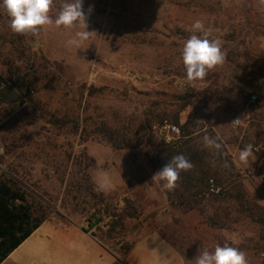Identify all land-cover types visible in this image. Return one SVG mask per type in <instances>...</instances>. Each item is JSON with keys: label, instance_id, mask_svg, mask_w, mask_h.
I'll list each match as a JSON object with an SVG mask.
<instances>
[{"label": "rangeland", "instance_id": "obj_1", "mask_svg": "<svg viewBox=\"0 0 264 264\" xmlns=\"http://www.w3.org/2000/svg\"><path fill=\"white\" fill-rule=\"evenodd\" d=\"M65 2L53 0V20ZM90 5L94 33L80 48L67 42L82 28L53 23L19 35L0 7V175L50 201L49 219L87 225L91 205L64 196L68 178L87 169L117 211L125 198L138 209L112 237L93 227L117 250L157 229L187 264L217 244L264 264V0H83L85 12ZM196 20L225 60L189 82L181 53L192 34L202 36ZM164 119L189 121L179 143L195 144L220 194L208 190L190 207L176 198L179 180L173 191L152 180L166 142L154 126ZM110 136L133 144L116 147Z\"/></svg>", "mask_w": 264, "mask_h": 264}, {"label": "trees", "instance_id": "obj_2", "mask_svg": "<svg viewBox=\"0 0 264 264\" xmlns=\"http://www.w3.org/2000/svg\"><path fill=\"white\" fill-rule=\"evenodd\" d=\"M259 95L260 91L256 90ZM176 123L180 125L183 131L188 132L189 121L181 124L179 120ZM110 142L116 147L132 146V140L125 138L124 143L118 142L115 137L110 136ZM219 140V138H217ZM142 141L138 142L140 145ZM125 144V145H121ZM163 158L154 161L155 167L160 170L167 161L177 155L184 154L192 163L193 167L187 172H181L179 186L176 188V198L181 204H187L190 207L192 202L196 204L204 198L208 192L210 169L203 164L201 154L196 149L195 144L190 140H181L179 143H166L162 145ZM87 167L94 163V159L86 156ZM81 169V167H80ZM83 170L82 173L73 174L66 182L64 196L69 203L90 204L92 211L86 216L87 225L84 229L90 231L98 237L93 227L97 226L108 228L107 236L112 237L117 230L125 229V218L136 217L138 209L130 198H125V210L117 211L109 203L106 195L98 190L97 185L91 179L90 174ZM65 180V179H63ZM54 212V207L42 198L38 193L23 187L8 172L1 171L0 175V264L16 249L36 228ZM105 217L109 220L104 222ZM102 224V225H101ZM107 244L103 238L98 237ZM133 246L132 243L122 244L117 250L125 256Z\"/></svg>", "mask_w": 264, "mask_h": 264}, {"label": "clouds", "instance_id": "obj_3", "mask_svg": "<svg viewBox=\"0 0 264 264\" xmlns=\"http://www.w3.org/2000/svg\"><path fill=\"white\" fill-rule=\"evenodd\" d=\"M53 0H2V7L10 18V28L13 33L19 35L38 34L45 26L52 25L66 29L82 28L76 31L74 38L68 40L70 46L80 48L82 43L94 33L88 30L87 19L93 11L89 6L87 12L83 8V0H71L61 5L55 18L49 15ZM201 32V35L192 34L185 42L182 49V61L186 71V79L189 82L204 79L208 72L225 60L219 40L208 38V32L204 31L201 21L193 24V32ZM212 144L213 141L207 140ZM219 148V145H216ZM252 155L251 146L242 149L239 154L241 162H247ZM193 167L190 160L184 154L171 157L167 163L157 171L152 180L160 183L164 190L173 191L180 179L181 172H187ZM195 264H248L246 253L236 247L227 244H217L213 251L205 248L195 258Z\"/></svg>", "mask_w": 264, "mask_h": 264}, {"label": "crops", "instance_id": "obj_4", "mask_svg": "<svg viewBox=\"0 0 264 264\" xmlns=\"http://www.w3.org/2000/svg\"><path fill=\"white\" fill-rule=\"evenodd\" d=\"M1 264H187V261L157 229L139 236L123 256L86 231L83 222L48 219Z\"/></svg>", "mask_w": 264, "mask_h": 264}, {"label": "built area", "instance_id": "obj_5", "mask_svg": "<svg viewBox=\"0 0 264 264\" xmlns=\"http://www.w3.org/2000/svg\"><path fill=\"white\" fill-rule=\"evenodd\" d=\"M252 99L255 100L256 96L254 95ZM236 122L239 124V119H236ZM154 127L156 133L168 143L177 144L183 137L181 127L169 119L162 120ZM209 190L212 193L220 194L222 189L215 183L213 178H210Z\"/></svg>", "mask_w": 264, "mask_h": 264}]
</instances>
